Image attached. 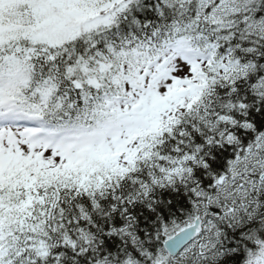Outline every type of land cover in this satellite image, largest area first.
I'll return each mask as SVG.
<instances>
[{"label":"snow or ice","instance_id":"snow-or-ice-1","mask_svg":"<svg viewBox=\"0 0 264 264\" xmlns=\"http://www.w3.org/2000/svg\"><path fill=\"white\" fill-rule=\"evenodd\" d=\"M0 264H264V0H0Z\"/></svg>","mask_w":264,"mask_h":264}]
</instances>
